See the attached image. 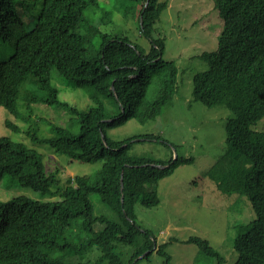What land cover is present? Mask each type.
<instances>
[{"label":"trees","instance_id":"trees-1","mask_svg":"<svg viewBox=\"0 0 264 264\" xmlns=\"http://www.w3.org/2000/svg\"><path fill=\"white\" fill-rule=\"evenodd\" d=\"M136 1L139 33L150 44L147 53L126 37L99 31L88 14L96 0H41L38 14L33 12L37 0H0V43L14 48L8 60L0 59V108L28 120L30 114L23 116L17 108L20 89L27 83L34 88L24 96L27 110L37 103L67 107L79 125L73 133L49 124L52 136L27 134L31 141L71 161L102 162L96 173L75 176L52 191L57 181L46 174L42 156L0 137V181L9 175L22 188L58 198L41 201L18 195L0 201V264H70L95 251L94 264H139L153 254L170 264L168 244L158 245L135 222V209L156 207L158 182L190 159L176 155L160 162L129 153L136 140H162L154 135L124 141L107 136L108 130L128 121L156 119L177 91L178 69L163 58L164 40L153 36L167 2ZM212 2L223 28L216 51L199 56L208 68L192 77V96L205 107H224L229 115L225 151L204 178L224 195L245 197L254 213L252 221L233 227V264H264V133L253 130L264 118V0ZM31 21L34 26L26 31ZM51 70L71 88L84 90L92 105L80 111L61 102ZM7 126L17 129L9 122ZM91 197L111 212L110 218L94 214ZM185 243L217 262L223 260L203 238Z\"/></svg>","mask_w":264,"mask_h":264},{"label":"rangeland","instance_id":"rangeland-1","mask_svg":"<svg viewBox=\"0 0 264 264\" xmlns=\"http://www.w3.org/2000/svg\"><path fill=\"white\" fill-rule=\"evenodd\" d=\"M96 1V8L89 10L88 14H91L100 32L126 37L145 53L149 51L148 40L139 33L140 6L136 0ZM160 1H166L167 8L154 26L153 36L164 40L163 58L174 62L178 69L177 91L156 119L145 123L128 121L121 127L108 130L107 136L113 141H124L154 135L169 142L171 147L164 146L162 140L158 143L136 140L129 153L160 162L171 157L175 159L176 155L190 159L188 164L177 166L169 176L158 182L156 195L159 204L156 207L146 209L137 206L135 209V222L150 231L158 245L168 244L166 251L171 257L170 264H233L236 260L233 227L237 223H248L255 216L245 197L224 195L204 178L225 151L224 123L229 112L220 106L205 107L192 96V77L208 68L207 62L199 56L216 51L223 23L212 0ZM40 7L41 0H37L33 12L38 14ZM33 26L31 21L25 30L29 31ZM13 49L9 44L0 43V59L8 60ZM50 74L52 84L59 90L61 102L80 111L92 105L84 90L68 86L55 70H51ZM28 91H34V88L24 83L17 108L23 116L30 114L29 119H19L0 108V137L23 143L42 156L46 174H52L57 181L50 186L52 191L65 187L75 176L96 173L102 162L87 164L71 161L48 146L31 141L27 134L35 132L42 138L52 136L49 124L73 133L78 132L79 125L67 107L37 103L27 110L24 96ZM7 122L17 129L12 130ZM253 130L264 133V118L253 126ZM18 195L41 201L58 199L22 188L12 177L4 175L0 181V201L5 202ZM91 201L95 215L110 218L111 212L100 204L97 197H91ZM191 237L207 240L223 260L217 262L203 255L197 246L186 244L185 241ZM97 256L96 251L91 255H81L71 260L70 264H94ZM139 264L165 263L163 258L153 254L149 259H141Z\"/></svg>","mask_w":264,"mask_h":264},{"label":"water","instance_id":"water-1","mask_svg":"<svg viewBox=\"0 0 264 264\" xmlns=\"http://www.w3.org/2000/svg\"><path fill=\"white\" fill-rule=\"evenodd\" d=\"M147 2H148V1H146L145 5H147Z\"/></svg>","mask_w":264,"mask_h":264}]
</instances>
